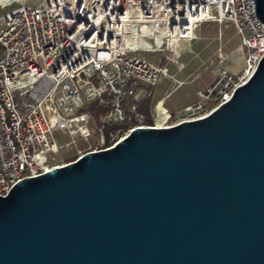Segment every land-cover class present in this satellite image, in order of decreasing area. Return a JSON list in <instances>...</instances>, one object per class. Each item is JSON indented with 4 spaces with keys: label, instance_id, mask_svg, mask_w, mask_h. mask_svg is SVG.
Masks as SVG:
<instances>
[{
    "label": "water",
    "instance_id": "95a60500",
    "mask_svg": "<svg viewBox=\"0 0 264 264\" xmlns=\"http://www.w3.org/2000/svg\"><path fill=\"white\" fill-rule=\"evenodd\" d=\"M0 264H264V54L205 116L15 182Z\"/></svg>",
    "mask_w": 264,
    "mask_h": 264
},
{
    "label": "built area",
    "instance_id": "2783aa9c",
    "mask_svg": "<svg viewBox=\"0 0 264 264\" xmlns=\"http://www.w3.org/2000/svg\"><path fill=\"white\" fill-rule=\"evenodd\" d=\"M0 4L7 7L0 14V195L19 179L65 163L55 155L63 137L70 138L66 144L84 145L78 157L112 146L135 127H167L205 116L251 76L264 54V24L253 0ZM225 22L239 37L243 67L234 72L221 66L196 99L177 111L162 99L141 110L161 76L182 82L165 66L182 68V43ZM157 52L163 55L154 63L146 53ZM98 107L103 112L95 114ZM118 123L129 126L105 135V126Z\"/></svg>",
    "mask_w": 264,
    "mask_h": 264
},
{
    "label": "rangeland",
    "instance_id": "374dc122",
    "mask_svg": "<svg viewBox=\"0 0 264 264\" xmlns=\"http://www.w3.org/2000/svg\"><path fill=\"white\" fill-rule=\"evenodd\" d=\"M6 9L7 7L3 11ZM218 33L220 39L215 37ZM239 42V37L231 23L225 22L219 29L216 25L210 24L209 35H203L182 43L180 56V60L184 64L182 68L177 69L173 62L165 64L167 72L169 74L175 73V77L182 82L178 84L171 78L161 76L155 86L153 97L161 98L164 103L173 107L174 111L179 110L183 104L196 99V90L203 89L221 66H225L234 72L243 67V49ZM146 55L148 59L158 63L163 52L146 53ZM219 55H222L224 59L223 64L218 62ZM166 93L169 95L166 96ZM59 141L62 147L55 155H58L62 160L77 155L78 150L84 147L80 141L74 145L66 144L67 141H70L69 137H63Z\"/></svg>",
    "mask_w": 264,
    "mask_h": 264
},
{
    "label": "trees",
    "instance_id": "16d2710c",
    "mask_svg": "<svg viewBox=\"0 0 264 264\" xmlns=\"http://www.w3.org/2000/svg\"><path fill=\"white\" fill-rule=\"evenodd\" d=\"M150 104H151V99L148 98L141 105L140 109L143 110V111H148ZM101 112H103V108L102 107H98V108H96L94 110V113L95 114H98V113H101ZM128 126L129 125L126 124V123H118V124L107 125V126H105V135H107V133L109 131H114V130H116L119 127H122V128L125 129ZM75 157H76V155H73V156H70V157H66L64 161L67 162V161L73 160Z\"/></svg>",
    "mask_w": 264,
    "mask_h": 264
},
{
    "label": "crops",
    "instance_id": "0c3cea01",
    "mask_svg": "<svg viewBox=\"0 0 264 264\" xmlns=\"http://www.w3.org/2000/svg\"><path fill=\"white\" fill-rule=\"evenodd\" d=\"M4 8H6V6L5 5H2V4H0V14L3 12V10H4ZM195 54V53H194ZM183 63V62H182ZM184 65V64H183ZM167 77V76H166ZM168 78V77H167ZM212 79V78H211ZM155 89V88H154ZM198 90V89H197ZM196 90V91H197ZM154 92V91H153ZM167 94V93H166ZM165 94V95H166ZM169 95V94H168ZM167 95V96H168ZM195 95H196V92H195ZM151 99V103L153 102V101H155V100H157V99H161V98H154L153 97V95H152V98H150ZM195 100V99H194ZM194 100H192V101H188L187 103H185V104H183L181 107H179V108H182L183 106H185V105H187V104H189V103H191V102H193ZM162 103H163V105L164 106H166L170 111H174V109H173V107H171L170 105H168V104H166V103H164V100H162Z\"/></svg>",
    "mask_w": 264,
    "mask_h": 264
}]
</instances>
